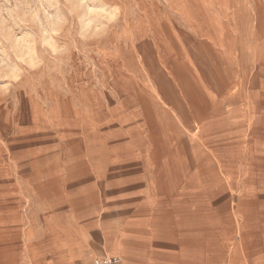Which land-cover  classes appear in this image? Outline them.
I'll list each match as a JSON object with an SVG mask.
<instances>
[{
  "label": "rangeland",
  "instance_id": "obj_1",
  "mask_svg": "<svg viewBox=\"0 0 264 264\" xmlns=\"http://www.w3.org/2000/svg\"><path fill=\"white\" fill-rule=\"evenodd\" d=\"M112 2L123 14L106 40L0 97V153L63 164L114 204L186 196L222 219L225 259H264V0Z\"/></svg>",
  "mask_w": 264,
  "mask_h": 264
},
{
  "label": "crops",
  "instance_id": "obj_2",
  "mask_svg": "<svg viewBox=\"0 0 264 264\" xmlns=\"http://www.w3.org/2000/svg\"><path fill=\"white\" fill-rule=\"evenodd\" d=\"M62 165L0 153V264H93L104 257L121 264H264L225 259L222 219L194 212L186 196L146 192L114 204L85 193L74 176H63ZM94 176L93 187L104 180ZM200 217L205 224L193 225ZM235 228L246 234L250 227L239 220Z\"/></svg>",
  "mask_w": 264,
  "mask_h": 264
},
{
  "label": "clouds",
  "instance_id": "obj_3",
  "mask_svg": "<svg viewBox=\"0 0 264 264\" xmlns=\"http://www.w3.org/2000/svg\"><path fill=\"white\" fill-rule=\"evenodd\" d=\"M122 14L112 0H0V97L32 73L62 75L73 52L106 40Z\"/></svg>",
  "mask_w": 264,
  "mask_h": 264
},
{
  "label": "built area",
  "instance_id": "obj_4",
  "mask_svg": "<svg viewBox=\"0 0 264 264\" xmlns=\"http://www.w3.org/2000/svg\"><path fill=\"white\" fill-rule=\"evenodd\" d=\"M99 260H107L108 264H121V259L119 257H104L100 258ZM96 261L93 264H96Z\"/></svg>",
  "mask_w": 264,
  "mask_h": 264
}]
</instances>
